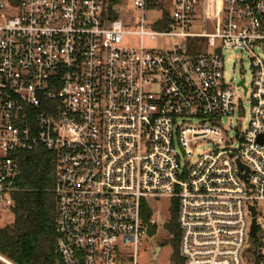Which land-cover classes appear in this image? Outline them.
<instances>
[{
  "label": "built area",
  "instance_id": "1",
  "mask_svg": "<svg viewBox=\"0 0 264 264\" xmlns=\"http://www.w3.org/2000/svg\"><path fill=\"white\" fill-rule=\"evenodd\" d=\"M122 1L0 0V204L13 209L22 163L43 151L60 264H139L163 200L183 264H264V0H222L215 33L213 0ZM233 50L251 56V89L224 81Z\"/></svg>",
  "mask_w": 264,
  "mask_h": 264
},
{
  "label": "trees",
  "instance_id": "2",
  "mask_svg": "<svg viewBox=\"0 0 264 264\" xmlns=\"http://www.w3.org/2000/svg\"><path fill=\"white\" fill-rule=\"evenodd\" d=\"M55 166V157L43 151L27 154L21 165L18 181L21 190L15 196L12 209L14 223L0 226V254L14 264H60L56 253ZM177 219L178 206L175 203L166 224L169 239L160 246L163 248L170 243L174 250L173 263L183 264ZM156 234L157 228H152L150 235Z\"/></svg>",
  "mask_w": 264,
  "mask_h": 264
},
{
  "label": "rangeland",
  "instance_id": "3",
  "mask_svg": "<svg viewBox=\"0 0 264 264\" xmlns=\"http://www.w3.org/2000/svg\"><path fill=\"white\" fill-rule=\"evenodd\" d=\"M212 1V0H210ZM161 4H164L161 2ZM170 7H173L172 0L168 3ZM133 8L132 0L122 1V11ZM120 10V9H119ZM158 14H148V19H155ZM137 17V16H136ZM223 21V3L222 0H213L209 7L207 13V24L205 31L207 33L217 32L222 25ZM198 32L203 29L201 27L196 28ZM257 55H259L264 60V51L257 50ZM224 57V81L227 85L237 86L240 80L245 77L247 81V87L252 88V67H251V56L247 52H241L237 50L233 51H223ZM239 93L242 90H238ZM245 114L242 116L236 114L232 121V130L230 135L235 136L236 134L243 133L250 122V106L248 102H244ZM229 121H225L224 125L227 129L230 126ZM211 148L210 143L201 142L197 147L194 148L193 160H195L203 152ZM151 209L154 212L158 221V230L155 237L147 236L141 239L138 249V263L139 264H174L173 254L174 250L170 243H167L162 249L160 257L157 262L152 261V252L156 246L169 239V233L166 229V224L169 222L171 217V205L168 200H163L162 202H151ZM15 220V215L12 208L0 204V226L5 227L12 225ZM125 253L128 255L130 253L129 248L125 249Z\"/></svg>",
  "mask_w": 264,
  "mask_h": 264
},
{
  "label": "water",
  "instance_id": "4",
  "mask_svg": "<svg viewBox=\"0 0 264 264\" xmlns=\"http://www.w3.org/2000/svg\"><path fill=\"white\" fill-rule=\"evenodd\" d=\"M241 85H244V80L242 81ZM240 165V163H239ZM242 167V166H241ZM255 230H256V227H255V223L253 225V228H252V235H255ZM162 246H156L153 250V253H154V256H153V261L154 262H157L159 257H160V254L162 252Z\"/></svg>",
  "mask_w": 264,
  "mask_h": 264
},
{
  "label": "crops",
  "instance_id": "5",
  "mask_svg": "<svg viewBox=\"0 0 264 264\" xmlns=\"http://www.w3.org/2000/svg\"><path fill=\"white\" fill-rule=\"evenodd\" d=\"M1 256H3L2 254H0ZM3 257H5V256H3ZM6 258V257H5ZM7 259V258H6ZM8 260V259H7ZM9 261V260H8ZM11 262V261H10Z\"/></svg>",
  "mask_w": 264,
  "mask_h": 264
}]
</instances>
